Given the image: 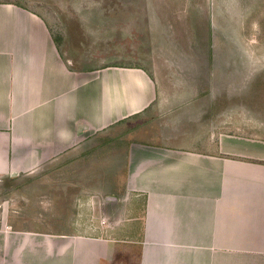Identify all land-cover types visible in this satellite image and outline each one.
I'll list each match as a JSON object with an SVG mask.
<instances>
[{
    "label": "crops",
    "instance_id": "obj_1",
    "mask_svg": "<svg viewBox=\"0 0 264 264\" xmlns=\"http://www.w3.org/2000/svg\"><path fill=\"white\" fill-rule=\"evenodd\" d=\"M251 3L223 1L227 51L253 49L264 64V0H255L253 16ZM50 14L44 0H0V180L54 160L85 164L88 151L103 146V131L115 128V138L126 141L118 153L123 176L110 190L101 188L105 203L114 204L112 218L92 199L93 218L77 224L97 233H63L41 259L36 246L46 241L17 239L4 264H264V102L257 107L249 96L236 103L230 94V85L249 87L250 79L222 75V90L204 88L207 103L192 109L196 147L169 137L152 142L148 134L136 139L143 127L164 136L182 123L164 120L159 82L139 65L77 67L62 51ZM232 66L226 57L223 74ZM242 67L246 74L253 66ZM108 226L114 227L106 232Z\"/></svg>",
    "mask_w": 264,
    "mask_h": 264
},
{
    "label": "rangeland",
    "instance_id": "obj_2",
    "mask_svg": "<svg viewBox=\"0 0 264 264\" xmlns=\"http://www.w3.org/2000/svg\"><path fill=\"white\" fill-rule=\"evenodd\" d=\"M223 1L44 0L54 17L50 24L56 38L60 39L61 49L74 58L77 67L139 65L159 82V95L167 101L164 120L169 122L181 117L182 123L177 129L165 128L166 133H161L164 136L157 135L156 127H143L134 132L136 139H145L144 135L148 134V140L152 142L169 137V142L174 145L192 147L200 143L197 142L199 132L190 127L197 111L192 109L198 102L201 106L207 103L206 96L200 97L207 86L215 93L222 90V75L231 76L234 82H239V79L251 81L249 87L248 84L246 87L230 85L233 102H248L249 96L253 97L252 102L257 107L261 100L264 102L261 53L253 49L245 52L235 49L236 53L227 51L225 33L228 18L223 13ZM254 2L252 0L253 11L249 13L252 16ZM212 14L214 23L210 20ZM249 24L253 22L247 21L246 25ZM201 44L204 46L198 47ZM226 57L234 65L230 74H223ZM249 62L253 67H249L247 71L250 72L244 74L242 65ZM257 72L258 78L253 80ZM240 73L239 78L237 74ZM192 81H197V84L193 85ZM240 112L244 117L254 119V115H247L241 108ZM258 118L263 119L260 114ZM116 129L103 131V138L107 137L98 149L100 155L98 150H89L85 164L54 160L40 166L34 173L0 180V264L8 263L17 239L24 243L35 238L46 241L42 246H36L41 259L47 251L45 248L63 241V233H97V229L86 228L84 221L81 229L77 224L82 219L93 218L92 199L105 203V196L100 193L115 185L116 179L113 178L116 175L123 176V168H118V153L126 141L115 138L119 132ZM173 134L175 137H171ZM94 143L90 142L88 148H92ZM83 174L86 180H83ZM104 207L111 217L109 212L115 209L114 204L105 203ZM98 222H102L101 218ZM112 222L113 219L109 223ZM113 227L104 229L109 232ZM3 237L7 238L8 244L5 261V248L1 243Z\"/></svg>",
    "mask_w": 264,
    "mask_h": 264
}]
</instances>
